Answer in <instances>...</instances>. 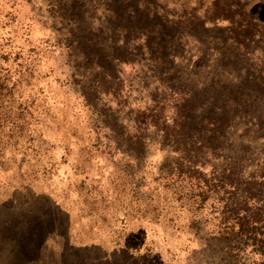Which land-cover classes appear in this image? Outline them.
Masks as SVG:
<instances>
[{
    "label": "rangeland",
    "instance_id": "obj_1",
    "mask_svg": "<svg viewBox=\"0 0 264 264\" xmlns=\"http://www.w3.org/2000/svg\"><path fill=\"white\" fill-rule=\"evenodd\" d=\"M183 1L0 0V264H264V0Z\"/></svg>",
    "mask_w": 264,
    "mask_h": 264
},
{
    "label": "trees",
    "instance_id": "obj_2",
    "mask_svg": "<svg viewBox=\"0 0 264 264\" xmlns=\"http://www.w3.org/2000/svg\"><path fill=\"white\" fill-rule=\"evenodd\" d=\"M181 8L184 10V11H187V10H189V13H191V17L192 18H196L197 16V6H188L187 5V1L186 0H184L183 2H181ZM210 8H212V4L210 5V6H208L205 10H209Z\"/></svg>",
    "mask_w": 264,
    "mask_h": 264
}]
</instances>
